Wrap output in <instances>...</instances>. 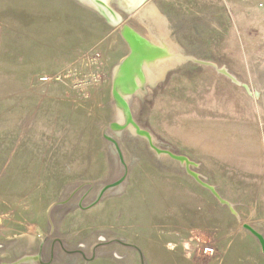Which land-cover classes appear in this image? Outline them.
Here are the masks:
<instances>
[{"label":"rangeland","instance_id":"rangeland-1","mask_svg":"<svg viewBox=\"0 0 264 264\" xmlns=\"http://www.w3.org/2000/svg\"><path fill=\"white\" fill-rule=\"evenodd\" d=\"M91 1L96 7L84 0H0L20 75L0 95V262L39 255L20 264H264L252 232L264 239L255 183L246 180L249 193L229 184L231 196L215 187L223 202L198 179L213 183L186 148L199 147L215 127L208 110L222 99L252 103L264 123V0H143L137 7L107 0L111 17L100 0ZM125 23L201 58L179 68L174 92L171 72L152 85L175 64L170 56L131 107L156 146L191 162L158 152L133 127L111 126L122 120L112 88L114 69L129 54ZM166 24L178 42L168 38ZM56 73L57 80H40ZM173 99L192 103L182 123L170 119L183 109L174 110ZM202 245L216 253L204 254Z\"/></svg>","mask_w":264,"mask_h":264},{"label":"crops","instance_id":"crops-1","mask_svg":"<svg viewBox=\"0 0 264 264\" xmlns=\"http://www.w3.org/2000/svg\"><path fill=\"white\" fill-rule=\"evenodd\" d=\"M154 5L161 10L157 4ZM102 8L104 9L103 6ZM166 26L169 31L168 38L175 40L169 29V24H166ZM166 43V45L170 47V56L173 57L175 64L168 68L162 80L152 85L158 87L162 81L166 80L168 73L171 72L169 77L174 74L173 77L175 81L172 82L171 80L168 87H170V90L175 89V92L176 89L180 87L181 83V81L177 79V75H179L177 71L179 68L185 66L188 62H192L190 60H196L198 62L201 58L194 57L192 56L193 54H186L180 42H178L179 46L171 45L172 43L170 42ZM14 44L15 41L13 39L7 41V39L4 38V27L0 23V95L4 93L5 88L9 89L10 85L14 86L17 78L20 76L14 72V69L17 67L14 59V54L16 52V45L14 46ZM173 46L176 47V49L173 50ZM41 54L46 55V51H40L39 55ZM41 59L40 56L36 57L37 62H41ZM181 62L183 64H181ZM205 67L208 66L205 65ZM6 69H9L10 72ZM200 72L206 75L207 69L204 68V70H200ZM6 74H8V78L5 77ZM200 92L201 94L199 97L205 98L208 89L206 91L200 90ZM173 100L174 102L177 101V105L173 107L174 110L176 108L183 109L179 111L175 110L173 116L170 114V119L171 121L173 120L174 123L176 122V124L179 123L178 121L182 123V118L186 114L185 110H187L192 103L187 105L180 100ZM210 105L208 111H212L211 120L215 123V127L213 129H208L205 137L200 138L199 147L195 146V148H189L185 146L192 152V155L190 153H188V155L190 154L191 156H189L194 158L192 159L194 162L199 163V166H201L200 171L205 174L207 179L213 182V185H210L216 187L219 191L220 188H223V190L225 189L224 191L231 196L233 193L229 192V184H233L235 187L249 193L248 188L250 185H247L246 180L251 179L250 181H253L256 185L251 188L254 192H258V195H260L264 201V123H262L259 120V116L254 113V105L247 101L236 102L232 100L224 101L223 99L222 101H217ZM203 110L204 109H199V114L202 116ZM236 138L237 141L234 140ZM229 142H231V144ZM245 164L247 165V169L243 167Z\"/></svg>","mask_w":264,"mask_h":264},{"label":"water","instance_id":"water-1","mask_svg":"<svg viewBox=\"0 0 264 264\" xmlns=\"http://www.w3.org/2000/svg\"><path fill=\"white\" fill-rule=\"evenodd\" d=\"M100 4L104 6V10L108 17H111L112 14H115L114 10L108 6L107 2L100 0ZM121 34L129 46V54L119 64H117L114 69L112 92L115 100V105L118 108L117 112H119L120 116H122V120L112 122V128L114 130L123 131L129 127H133L138 134L146 136L158 152L166 153L182 161L185 160L186 162H191L187 157L177 155L168 148H160L159 146H156L153 142V134L148 129L142 128L137 123L131 110L133 98L138 95L139 91L145 90L146 85L150 83L148 82L149 79L153 81L154 77H150V73L148 72L149 67L157 60L167 55L170 51V47L168 45L164 47L153 42L149 37H146L144 34L126 23L121 27ZM104 136L107 141L114 148H116V150L120 154L119 156L122 158V154L120 152L116 139L112 138L107 133H105ZM194 175L198 176L197 173H194ZM198 179L202 182L203 185H205L214 194H216V196L220 200L226 202L218 195L214 186L208 184L199 176ZM122 181L123 179L120 178L104 186L100 193H102V191L104 192L105 190L113 188L116 185H119ZM227 203L229 204L228 201ZM252 232L261 241L262 250L264 252L263 237L255 230H252ZM31 260H40V256L26 255L12 262L1 261L0 264H20L22 262ZM41 262L45 263L43 261Z\"/></svg>","mask_w":264,"mask_h":264},{"label":"bare ground","instance_id":"bare-ground-1","mask_svg":"<svg viewBox=\"0 0 264 264\" xmlns=\"http://www.w3.org/2000/svg\"><path fill=\"white\" fill-rule=\"evenodd\" d=\"M84 1H87V2H89L90 4H92L94 7H96V5L94 4V2L93 1H91V0H84ZM103 1H105V2H107V0H103ZM132 4H134V7H137V6H139L140 4H142V2H143V0H132ZM131 9V8H130ZM152 12H153V16L154 17H157V15H156V12L154 11V10H152ZM115 16H116V14H115ZM118 19H120V17H118ZM159 40H160V42L157 40V41H153V42H155V43H157V44H159V45H161V46H164V47H166V42L167 41H165L164 39L165 38H163V37H161V35H159V34H157V36H156ZM155 38V37H154ZM170 57V51H169V53L167 54V55H165V56H163L162 58L163 59H161V61L160 62H155L154 64H152L150 67H149V69H148V72L150 73V77L151 76H153L154 78V80H156V78H158L159 77V75L162 73V71L164 70V66L162 65L163 64V62L164 61H166L168 58Z\"/></svg>","mask_w":264,"mask_h":264},{"label":"built area","instance_id":"built-area-1","mask_svg":"<svg viewBox=\"0 0 264 264\" xmlns=\"http://www.w3.org/2000/svg\"><path fill=\"white\" fill-rule=\"evenodd\" d=\"M60 78V75L59 73H56V74H50V75H44V76H41L40 80L43 81V82H50L54 79H59ZM202 251L204 254L208 255V256H213L215 253H216V249L214 246H211V245H202Z\"/></svg>","mask_w":264,"mask_h":264},{"label":"flooded vegetation","instance_id":"flooded-vegetation-1","mask_svg":"<svg viewBox=\"0 0 264 264\" xmlns=\"http://www.w3.org/2000/svg\"><path fill=\"white\" fill-rule=\"evenodd\" d=\"M80 249H78V251H79ZM80 253H83V251H79Z\"/></svg>","mask_w":264,"mask_h":264}]
</instances>
